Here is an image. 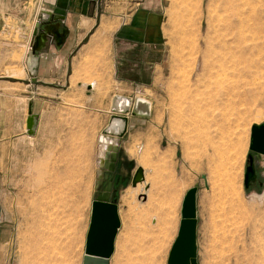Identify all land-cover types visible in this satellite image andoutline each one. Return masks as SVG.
I'll return each mask as SVG.
<instances>
[{
    "label": "rangeland",
    "instance_id": "374dc122",
    "mask_svg": "<svg viewBox=\"0 0 264 264\" xmlns=\"http://www.w3.org/2000/svg\"><path fill=\"white\" fill-rule=\"evenodd\" d=\"M159 2L166 51L153 86L119 85L112 70L81 77L95 87L75 84L77 100L66 99L44 134L30 144L19 135L0 151L9 264H83L93 202L109 182L120 220L110 264H168L194 187L198 264H264V155L253 154L262 186L245 188L252 129L264 124V0ZM137 98L148 116L112 110ZM113 116L129 119L122 138L104 134L123 130ZM116 142V169L105 179ZM138 168L145 180L134 187Z\"/></svg>",
    "mask_w": 264,
    "mask_h": 264
},
{
    "label": "crops",
    "instance_id": "0c3cea01",
    "mask_svg": "<svg viewBox=\"0 0 264 264\" xmlns=\"http://www.w3.org/2000/svg\"><path fill=\"white\" fill-rule=\"evenodd\" d=\"M43 11L62 18L58 22L68 34L59 49L49 44L40 54L33 82L28 54ZM163 19L159 0H0V151L19 135L30 144L44 134L53 115L64 113L66 99L77 100L70 91L75 84L77 90L95 87L93 81L80 83L81 77L104 79L112 70L119 85L153 86L165 59ZM95 56L100 62L95 60L91 74L86 70L83 75L88 57ZM30 107L38 118L32 136ZM2 171L0 161V188L6 180ZM6 215L0 205V264H9L13 253V227L4 226Z\"/></svg>",
    "mask_w": 264,
    "mask_h": 264
},
{
    "label": "water",
    "instance_id": "95a60500",
    "mask_svg": "<svg viewBox=\"0 0 264 264\" xmlns=\"http://www.w3.org/2000/svg\"><path fill=\"white\" fill-rule=\"evenodd\" d=\"M58 19L62 18L53 16L50 12H41V19L36 23L33 33L34 39L31 42V51L28 54V71L32 76L33 82L36 81L38 75V66L40 54L43 53L49 44H54L58 49L64 44L68 31L62 28L61 22ZM132 102V99H130ZM135 100L131 103V108L119 114L130 113L133 116H148L150 111L141 112L140 105L144 104L141 101ZM116 112L114 109H112ZM118 113V112H116ZM119 117L124 122V128L119 133H111L104 131V134L122 138L128 131L129 119L126 116ZM38 118L30 113L27 120V130L29 135H35ZM115 150L108 155L107 162L103 168L107 171L104 178L107 179L108 173L115 172L118 144L115 143ZM251 151L248 155V165L245 173V188L249 189V183L256 178V167L254 163V153L264 155V124L253 127ZM145 180L143 168H138L132 185L137 186ZM100 183V182H99ZM109 190L108 194L105 193ZM197 192L196 187L190 189L183 201L182 205V220L180 222L178 236L175 239L169 252L168 264H198L197 260ZM118 189L113 191V183L109 182L103 189L102 193L93 202L92 220L90 230L87 236V243L83 264H110V258L114 251V238L120 227L118 216Z\"/></svg>",
    "mask_w": 264,
    "mask_h": 264
},
{
    "label": "flooded vegetation",
    "instance_id": "af4514ba",
    "mask_svg": "<svg viewBox=\"0 0 264 264\" xmlns=\"http://www.w3.org/2000/svg\"><path fill=\"white\" fill-rule=\"evenodd\" d=\"M254 154H255V153H254ZM254 163H255V155H254ZM255 164H256V163H255ZM262 184H263V182H262V180L260 179L258 172L256 171V178L250 181V183H249V189H250V188L255 189V188L259 187V186H262ZM116 188H117V187H116ZM116 188H115V186H113V191H114Z\"/></svg>",
    "mask_w": 264,
    "mask_h": 264
},
{
    "label": "bare ground",
    "instance_id": "6f19581e",
    "mask_svg": "<svg viewBox=\"0 0 264 264\" xmlns=\"http://www.w3.org/2000/svg\"><path fill=\"white\" fill-rule=\"evenodd\" d=\"M234 9H235V7H234ZM243 9V8H242ZM236 10H238V11H240L241 9H239V8H236ZM240 13H241V11H240ZM240 13H237V11H236V14H238V16H239V14ZM248 14V13H247ZM244 15H246V14H244ZM243 15V16H244ZM239 18L241 19V16H239ZM239 20V19H238ZM242 21V19L240 20V22ZM239 22V23H240ZM113 109L116 111V112H118L114 107H113ZM118 113H120V112H118ZM111 133H114V132H111ZM105 142V141H104ZM107 145V144H106ZM103 147V146H102ZM105 151V150H104ZM107 152V151H106ZM104 155V154H103ZM103 155H102V157H103ZM107 157V156H106ZM105 158V157H104ZM106 160V159H105ZM104 161V160H103ZM106 162H104V164H105ZM108 192H109V190L107 189L106 190V194H108ZM80 193V192H79ZM127 202V201H126ZM128 203V202H127ZM238 209V208H237ZM58 213V212H57ZM64 218V217H63ZM144 222V221H143ZM142 223V222H141ZM54 224V223H53ZM55 227V226H54ZM58 228H60V227H58ZM127 228V227H126ZM53 233V232H52ZM147 234V233H146ZM119 240H120V238H119ZM122 240V239H121ZM138 242V241H137ZM152 243V242H151ZM123 244V243H122ZM124 249V248H123ZM116 253H119V252H116ZM122 256V255H121ZM117 259V258H116ZM125 259V258H124ZM118 262H119V260H118Z\"/></svg>",
    "mask_w": 264,
    "mask_h": 264
}]
</instances>
